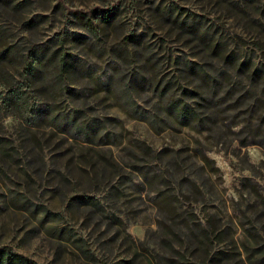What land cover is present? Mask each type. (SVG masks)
Masks as SVG:
<instances>
[{"label": "rangeland", "instance_id": "obj_1", "mask_svg": "<svg viewBox=\"0 0 264 264\" xmlns=\"http://www.w3.org/2000/svg\"><path fill=\"white\" fill-rule=\"evenodd\" d=\"M251 233L264 0H0V264H248Z\"/></svg>", "mask_w": 264, "mask_h": 264}, {"label": "trees", "instance_id": "obj_2", "mask_svg": "<svg viewBox=\"0 0 264 264\" xmlns=\"http://www.w3.org/2000/svg\"><path fill=\"white\" fill-rule=\"evenodd\" d=\"M26 69L29 71V73H32L33 65L27 66ZM195 109L190 108V110L186 107H183L178 111V115L180 117H185L193 113ZM248 239L252 244V239L253 242L255 241L254 245H248L244 244V248L247 251V259H248V264H264V243L256 239V236L254 234H248ZM256 239V240H255ZM257 245V246H256ZM13 261L18 264H24L23 256H17L12 257Z\"/></svg>", "mask_w": 264, "mask_h": 264}]
</instances>
